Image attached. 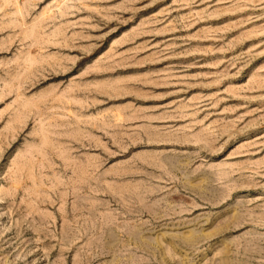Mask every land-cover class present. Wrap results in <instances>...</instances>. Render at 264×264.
Wrapping results in <instances>:
<instances>
[{"label": "rangeland", "instance_id": "obj_1", "mask_svg": "<svg viewBox=\"0 0 264 264\" xmlns=\"http://www.w3.org/2000/svg\"><path fill=\"white\" fill-rule=\"evenodd\" d=\"M0 264H264V0H0Z\"/></svg>", "mask_w": 264, "mask_h": 264}]
</instances>
